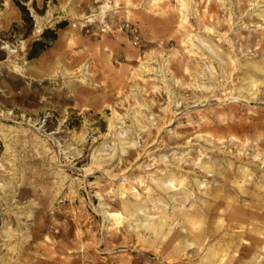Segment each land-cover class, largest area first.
I'll return each instance as SVG.
<instances>
[{"label": "rangeland", "instance_id": "obj_1", "mask_svg": "<svg viewBox=\"0 0 264 264\" xmlns=\"http://www.w3.org/2000/svg\"><path fill=\"white\" fill-rule=\"evenodd\" d=\"M184 1L0 0V264H264V225L199 241L157 186L264 201V0Z\"/></svg>", "mask_w": 264, "mask_h": 264}, {"label": "bare ground", "instance_id": "obj_2", "mask_svg": "<svg viewBox=\"0 0 264 264\" xmlns=\"http://www.w3.org/2000/svg\"><path fill=\"white\" fill-rule=\"evenodd\" d=\"M181 2L183 4V7L185 8L184 13H186V11H188L189 6L184 0H181ZM252 5L253 4H251V6ZM243 9H244V5L242 6V4L239 2L237 10L242 11ZM211 14H212V11L208 12L207 14H204V18H207L208 21L213 20V22L215 23L217 20L215 19L214 15H211ZM216 55L218 56V54ZM214 75L216 74L214 73V68H212L211 78L214 77V79H216V76ZM198 76L199 75H197V77ZM247 79L249 81L250 79H252V76H248ZM259 88H260V84L257 83L255 80L252 81V87H251L252 92L255 89L258 90ZM140 115L144 116L142 112H138L139 117ZM139 117L136 119L137 124L138 126H142V120ZM196 166L199 167L198 168L199 170H203L207 174H213L214 178H218L217 175H219V177L221 176L223 177L222 185L217 186V187H214L213 185H211V187H208V184H207L205 186L206 188L202 190L204 194L209 196L208 198L209 204H206L204 206L202 205L197 206V204L192 203L191 198H192L193 193L196 192V190H200L201 186L197 182L190 183L187 176L177 175L176 177L175 176L165 177L164 183L165 185H168L166 186L168 188H164L161 185H157L160 189L164 190V192L167 194L170 192L179 191L177 184L182 185V189L186 192V196L183 201L185 203L191 204L190 209L188 208L186 210L187 213L183 216L184 218L183 224H185L188 228H190L189 233L193 235V231L197 229V231L194 233V236L198 238L199 241H202L206 239L209 235L216 233L220 228H223V229L232 228L230 225L225 224V222H222V224H220V221L225 216V217H229L231 220H236L237 221L236 228L243 230L242 233H236L235 235L236 237L240 238L241 237L240 234H246L247 237H249L250 239L255 238L256 241H258V239L260 238L261 230L259 234L258 229L250 230L248 229V225H251V224H253L254 226L264 225V201H261V200L254 201V197L250 196L249 193L243 190L244 188L243 186H241L242 184L239 186L241 182L240 177L233 176L234 177V180H233L232 175L230 174V171L225 172L226 170H224V172H222V171L217 170V165L215 163L201 162L199 164H196ZM170 178L171 180H168ZM243 182H246V180H243ZM250 183L254 185V182H250ZM185 187H188V188H185ZM257 187L260 189H264V183L263 182L258 183ZM233 188L237 191V195L240 198L241 197L244 198L243 195L249 196L252 204L248 206L247 208L235 207L234 203H237L239 198H237V200L236 199H232V200L224 199L222 194L230 192ZM154 192L157 194H161L157 190ZM152 198L153 197L151 195V196H147L145 199H141L138 202L128 203L127 209L131 211H135L138 209L141 210L143 207H149L152 201ZM255 200H258V199H255ZM189 204L188 206H190ZM221 209H222V213H221ZM252 210H254L255 212L254 211L251 212ZM241 215H246V219L244 220L241 219L240 218ZM194 217L197 219H194ZM218 219H221V220H218ZM148 228L149 230L153 232H159L161 229L159 225H156L154 222H150V221L148 222Z\"/></svg>", "mask_w": 264, "mask_h": 264}, {"label": "trees", "instance_id": "obj_3", "mask_svg": "<svg viewBox=\"0 0 264 264\" xmlns=\"http://www.w3.org/2000/svg\"><path fill=\"white\" fill-rule=\"evenodd\" d=\"M23 12H24L25 14L28 13V11L25 9V7H23ZM54 37H56V34H55V33H54ZM36 46H42V44H41L40 42H37V43H36Z\"/></svg>", "mask_w": 264, "mask_h": 264}]
</instances>
